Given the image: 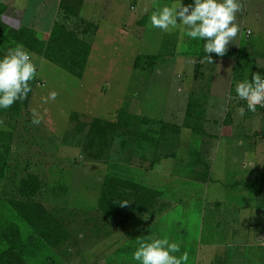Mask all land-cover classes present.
<instances>
[{
	"label": "rangeland",
	"instance_id": "374dc122",
	"mask_svg": "<svg viewBox=\"0 0 264 264\" xmlns=\"http://www.w3.org/2000/svg\"><path fill=\"white\" fill-rule=\"evenodd\" d=\"M70 20L60 23L71 32L69 51L66 54L58 51L57 56L78 72L87 43L83 39V24ZM141 39L139 55L143 57V68L134 73L130 62L134 58L130 55L132 44L120 48V43L114 40H109L108 58L100 56V49L97 71L84 70L80 76L38 57H44L43 54H32L37 77L44 85L36 87L28 108L17 114L9 111L11 122H0V264H73L75 258L78 263L90 264L95 259L91 254L101 252L102 247L122 246L118 239L124 243L132 235L135 219L152 218L155 206L156 213L164 209V199L161 195L152 200L155 194L147 195L142 200L150 206L135 210L134 202L141 194H136L131 184L125 182L116 185L113 193L109 179L113 175L152 188L158 186V191L177 188L175 197L183 205L172 216L177 226L183 222V228L190 230L191 240L200 236L206 221L202 214L209 210L213 189L218 199L224 198L212 171L203 170L202 166L198 171L190 170L196 162L192 164L190 157L185 160L182 152L187 155V150L180 145L182 111L186 108L184 127L197 133L200 125L196 108L209 99L196 94L197 81H193L188 86L193 95L174 97L178 110L168 115L169 95L178 93L180 80H164L163 75L154 73L155 65H149L150 58L156 55V64L160 63L164 50L149 49L147 38ZM121 60L124 62L116 65ZM117 68L121 71L117 72ZM256 73L264 75L261 71ZM201 83L206 87V81ZM53 91L56 98L46 102ZM227 96L223 122L227 123L229 117L238 124L248 121L249 117L245 119V115L233 111L234 103H229L231 96ZM236 102L238 109L246 108L244 102L239 99ZM122 106L131 117L124 124L117 119ZM18 108L16 105L13 110ZM33 110L43 116L39 125L32 123ZM207 116L211 118L210 113ZM253 120V124L264 125V114L254 116ZM200 124L203 126L205 121ZM9 130L11 138L4 133ZM177 149L182 154L177 159H184L185 164L174 168L173 161H166L169 170L161 171L157 164ZM31 178L34 180L23 190V182ZM230 179L223 183L228 185ZM226 197L231 200L233 196L229 198L226 193ZM125 200L129 202L122 207L120 202ZM117 216L119 221L112 220V224L107 221ZM119 224L129 235L111 233L117 232ZM44 236L51 242L66 240L51 247ZM192 244L193 249L199 247L198 241Z\"/></svg>",
	"mask_w": 264,
	"mask_h": 264
},
{
	"label": "crops",
	"instance_id": "0c3cea01",
	"mask_svg": "<svg viewBox=\"0 0 264 264\" xmlns=\"http://www.w3.org/2000/svg\"><path fill=\"white\" fill-rule=\"evenodd\" d=\"M75 3L71 0H0V9H4L0 20L10 28H30L39 38L46 40L57 24L69 19L79 21L85 30V34L82 33L83 39L92 48L84 69L86 72L97 71V59L103 54L108 58L109 40L118 41L120 48L128 43L132 44L130 55L133 54L134 58L130 62L133 65L142 49V36L147 38L149 49H163L165 57L161 56L160 63L156 64V55L151 57L155 62L154 73L163 75L164 80H180L178 93L169 95L168 115L178 110L174 107V97L193 95L194 91L188 87L193 81H197L196 94L213 101H204L196 108L200 125L197 133L184 127L186 108L185 112L182 111L180 145L186 147L187 155L182 152L185 160L190 157V160L193 159L192 164L196 162L190 170L198 171L202 166L203 170L212 171L217 178V188H222L225 193L220 200L213 189L214 195L208 203L209 210L202 214L206 221L200 236L194 241L190 239V230L188 233L183 228L184 223L179 222L177 226L172 216L174 210L183 205V201L175 197L177 188L159 189L161 198L164 199V209L156 213L158 211L155 206L152 218L144 216L135 219L132 235L125 232V228H121L119 224L117 232L111 233L129 235L124 243L119 237L118 240L123 245L118 248L102 247L101 252L91 254L95 259L90 264H138L132 259V255L138 241L147 240L150 236H166L179 241L181 252H186L189 256L188 264H264V125L263 122L262 125L256 122L257 126L253 124V117H263L264 113L261 114L258 108L255 112L247 111L246 106L245 119L249 117L250 122L244 120L238 124L230 117L227 123L226 120L223 122L227 95L231 96L229 103H234L233 111L238 112L236 83L246 76L251 78V74L257 71L264 72V0H241L242 10L236 17L240 31L234 44L229 43L224 56L210 54L213 63L207 61L203 52L204 42L188 38L183 27L161 32L151 26L150 16L153 11L172 3V0H83L78 10ZM183 3L190 4L192 0H183ZM125 5H128L127 9L124 8ZM70 10L78 12V15L71 14ZM75 26L80 27V24ZM80 38L82 39L81 35ZM0 48L9 52L13 47L8 48L7 44H3ZM38 57L48 60L43 56ZM123 62L121 60L116 65ZM163 68L164 72L161 73ZM120 71L121 69L117 72ZM134 71L133 67L132 73ZM203 81L207 82L206 87L201 83ZM40 85H44V82L38 83L32 93ZM240 101L246 104L245 101ZM205 103L211 105H204ZM209 113L210 119L207 116ZM11 117V112L0 110V122H11ZM203 121L205 124L201 126ZM259 132L263 134L259 135ZM254 133L258 135L254 136ZM179 152L177 149L166 154L157 164L159 169L169 170L166 161H173L174 168L182 167L185 160L177 159L181 154ZM217 161L219 162L216 164ZM197 164L199 165L196 166ZM228 177L231 179L226 185L223 182ZM157 188L158 186L152 189ZM226 193L229 198L233 196L231 200L226 197ZM119 219L117 216L107 221L112 224V220ZM193 241H198L197 249H193ZM77 256L81 257L79 254ZM74 262L73 264H83L78 263L76 258Z\"/></svg>",
	"mask_w": 264,
	"mask_h": 264
},
{
	"label": "clouds",
	"instance_id": "9594fccd",
	"mask_svg": "<svg viewBox=\"0 0 264 264\" xmlns=\"http://www.w3.org/2000/svg\"><path fill=\"white\" fill-rule=\"evenodd\" d=\"M242 10L241 0H183L156 8L150 16L151 26L161 32H169L181 26L191 40L203 41V52L207 61L213 63L210 54L224 56L229 43L234 44L240 28L236 23L237 13ZM179 20V22H178ZM38 75L37 65L32 54L17 44L0 57V110L9 109L17 101L28 97L32 91L30 81ZM236 97L246 102L247 111L255 112L257 106L264 108V75L252 73L238 81ZM56 93L50 92L47 100H54ZM231 99V97H229ZM241 116L246 114L245 107L238 109ZM32 123L39 125L43 116L32 111ZM129 201L120 202L127 206ZM138 264H188L189 256L181 252V243L168 237L150 236L138 241L132 255Z\"/></svg>",
	"mask_w": 264,
	"mask_h": 264
},
{
	"label": "trees",
	"instance_id": "16d2710c",
	"mask_svg": "<svg viewBox=\"0 0 264 264\" xmlns=\"http://www.w3.org/2000/svg\"><path fill=\"white\" fill-rule=\"evenodd\" d=\"M72 2H76L74 5H76V8L78 10V8L80 7L81 3L83 0H71ZM3 8L0 9V15L3 13ZM71 14L73 15H78V12H73V10H70ZM71 36V32H68L65 30L64 27H62L60 24L56 25V28L52 31V33L50 34L49 38L46 39H41L37 36V33H35L34 31H32L30 28H22L19 27L17 29L14 28H10L7 25L3 24L0 20V45L3 44H7L8 48H14L17 44H21L24 46L25 49H27L31 54L36 55V54H43L45 58H47L48 60L52 61L53 63L57 64L58 66H60L61 68H63L64 70L69 71L70 73L76 75V76H80L82 75V73L84 72V69L86 67V63H87V59L90 55L91 52V46L87 43L84 46V50H85V54H84V61L81 62L80 64H82V68L76 72L73 71L71 68L67 67L64 62L61 61V59L57 56V52L59 51V53H63L66 54L69 50H68V40ZM5 49V48H4ZM0 48V57H2L3 55L7 54L8 51L7 49L4 50ZM9 50V49H8ZM80 56V55H79ZM142 56H138L133 67L134 69H142L143 68V60H142ZM154 59L150 58V63L149 65H154ZM42 82V80L38 79V77H36L33 81H30V85L32 88V91L28 94V97L22 101H17L16 103L13 104V106L15 107L16 105L19 106L18 110H13L14 107H10L9 109L5 110L7 112L11 111L13 113H18V112H22L23 109H26L29 105L30 102V97L32 95L33 89L35 88V86ZM130 114L128 113V111H126L125 107H121L118 111H117V119L119 122H122L121 124H124L126 122H130L128 121L129 119H131V117L129 116ZM5 134H7V136L9 138L12 137V132L9 131H4ZM33 176H36L33 175ZM110 186H113V188L111 189V191L114 193L116 192L114 189L116 187V185H120V184H124V182L126 184H131L130 187H132V190H135V193L138 194L140 193L141 196H139V198L137 199L136 202H134V209L138 210V211H142L146 208H148L150 206V203L148 204V202L143 201V198H146L147 195L150 194H155L154 196H152V200L155 197H159L161 196V191H158L157 189H152L151 187L145 186L143 184L140 183H135V182H131L130 180H125L119 176H111L110 178ZM34 180V178H31L30 180L24 181L23 182V186L22 189L24 190V186H26L27 184L31 183ZM37 191V190H36ZM35 191V193H36ZM44 239L46 240V242L51 246V247H56L57 245L65 242V239H60L59 242H51L49 241V237L44 236ZM19 261H21V263H23V260L18 258Z\"/></svg>",
	"mask_w": 264,
	"mask_h": 264
},
{
	"label": "built area",
	"instance_id": "2783aa9c",
	"mask_svg": "<svg viewBox=\"0 0 264 264\" xmlns=\"http://www.w3.org/2000/svg\"><path fill=\"white\" fill-rule=\"evenodd\" d=\"M257 108H258L262 113H264V108H261V107H259V106H257Z\"/></svg>",
	"mask_w": 264,
	"mask_h": 264
}]
</instances>
